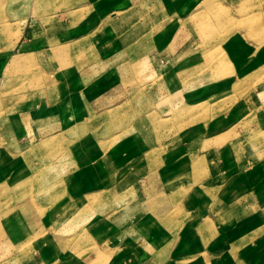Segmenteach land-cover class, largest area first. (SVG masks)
I'll list each match as a JSON object with an SVG mask.
<instances>
[{
  "label": "crops",
  "instance_id": "crops-1",
  "mask_svg": "<svg viewBox=\"0 0 264 264\" xmlns=\"http://www.w3.org/2000/svg\"><path fill=\"white\" fill-rule=\"evenodd\" d=\"M0 264H264V0H0Z\"/></svg>",
  "mask_w": 264,
  "mask_h": 264
},
{
  "label": "rangeland",
  "instance_id": "rangeland-1",
  "mask_svg": "<svg viewBox=\"0 0 264 264\" xmlns=\"http://www.w3.org/2000/svg\"><path fill=\"white\" fill-rule=\"evenodd\" d=\"M209 2H210V1H208V2H206V3L209 4ZM217 15H218V16L215 18L216 22L220 21V20H221L220 18H221L222 16L226 15V14H225V12L223 11V12L218 13ZM225 22H226V21H225Z\"/></svg>",
  "mask_w": 264,
  "mask_h": 264
}]
</instances>
